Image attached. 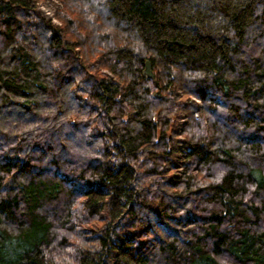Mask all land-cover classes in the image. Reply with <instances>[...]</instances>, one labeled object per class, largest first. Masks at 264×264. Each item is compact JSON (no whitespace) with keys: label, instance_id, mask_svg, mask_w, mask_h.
Listing matches in <instances>:
<instances>
[{"label":"trees","instance_id":"16d2710c","mask_svg":"<svg viewBox=\"0 0 264 264\" xmlns=\"http://www.w3.org/2000/svg\"><path fill=\"white\" fill-rule=\"evenodd\" d=\"M46 1L0 0V264H264V0Z\"/></svg>","mask_w":264,"mask_h":264},{"label":"rangeland","instance_id":"374dc122","mask_svg":"<svg viewBox=\"0 0 264 264\" xmlns=\"http://www.w3.org/2000/svg\"><path fill=\"white\" fill-rule=\"evenodd\" d=\"M58 6H59V2H57L56 0L55 1L50 0V1L42 2L37 7V11L39 14L46 16L48 18L51 16V15L49 16V13H53L55 15ZM54 22L56 24L59 23V21L56 19V16ZM186 121L187 120L185 117L177 118L175 121L176 130L182 132L185 128ZM178 138L180 139L181 137ZM85 227H88V225H86Z\"/></svg>","mask_w":264,"mask_h":264},{"label":"water","instance_id":"95a60500","mask_svg":"<svg viewBox=\"0 0 264 264\" xmlns=\"http://www.w3.org/2000/svg\"><path fill=\"white\" fill-rule=\"evenodd\" d=\"M145 73L147 74V75H149L150 77H154V75H153V73H152V69H151V63L148 61V62H146V70H145ZM155 84H156V86H157V88H158V83L157 82H155ZM159 93H160V91H159V88L157 89V92H156V94H157V97L159 96Z\"/></svg>","mask_w":264,"mask_h":264},{"label":"built area","instance_id":"2783aa9c","mask_svg":"<svg viewBox=\"0 0 264 264\" xmlns=\"http://www.w3.org/2000/svg\"><path fill=\"white\" fill-rule=\"evenodd\" d=\"M52 1H55V0H52ZM51 15V16H50ZM43 16V15H42ZM48 16V15H47ZM49 16L50 17H46V16H43L45 19L47 20H51V21H54L55 20V15L53 13H49Z\"/></svg>","mask_w":264,"mask_h":264},{"label":"bare ground","instance_id":"6f19581e","mask_svg":"<svg viewBox=\"0 0 264 264\" xmlns=\"http://www.w3.org/2000/svg\"><path fill=\"white\" fill-rule=\"evenodd\" d=\"M41 3H42V2H41ZM41 3H40V4H41ZM40 4H39V5H40ZM39 5H38V6H39ZM38 6H37V7H38Z\"/></svg>","mask_w":264,"mask_h":264}]
</instances>
